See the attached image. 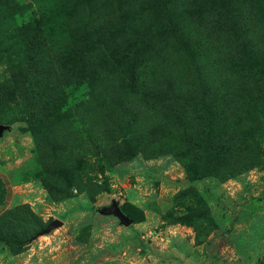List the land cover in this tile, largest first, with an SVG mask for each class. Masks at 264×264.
<instances>
[{
    "label": "rangeland",
    "instance_id": "obj_1",
    "mask_svg": "<svg viewBox=\"0 0 264 264\" xmlns=\"http://www.w3.org/2000/svg\"><path fill=\"white\" fill-rule=\"evenodd\" d=\"M0 264H264V0H0Z\"/></svg>",
    "mask_w": 264,
    "mask_h": 264
},
{
    "label": "water",
    "instance_id": "obj_2",
    "mask_svg": "<svg viewBox=\"0 0 264 264\" xmlns=\"http://www.w3.org/2000/svg\"><path fill=\"white\" fill-rule=\"evenodd\" d=\"M107 213L110 214H115L116 216H118L120 218V220L125 223V224H130V218L128 216H126L121 209L118 206H112L111 208L107 209ZM60 225V221L58 220H53V222H51L47 228L45 230H43V232H48L50 231L53 227H56Z\"/></svg>",
    "mask_w": 264,
    "mask_h": 264
},
{
    "label": "trees",
    "instance_id": "obj_3",
    "mask_svg": "<svg viewBox=\"0 0 264 264\" xmlns=\"http://www.w3.org/2000/svg\"><path fill=\"white\" fill-rule=\"evenodd\" d=\"M46 186H47V185H46ZM47 187H48V189L52 192V190L49 188V186H47ZM52 193H53V192H52ZM38 233H39V232L36 231L35 234L33 235V237H35Z\"/></svg>",
    "mask_w": 264,
    "mask_h": 264
}]
</instances>
